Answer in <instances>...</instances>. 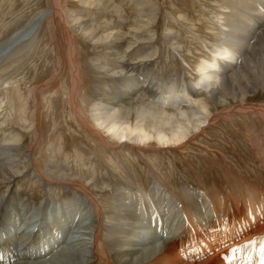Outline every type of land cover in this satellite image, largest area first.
Segmentation results:
<instances>
[{"label":"bare ground","instance_id":"bare-ground-1","mask_svg":"<svg viewBox=\"0 0 264 264\" xmlns=\"http://www.w3.org/2000/svg\"><path fill=\"white\" fill-rule=\"evenodd\" d=\"M52 1L51 8L35 14L23 28L1 42L0 65L12 58L8 55L12 50L28 44L34 47L44 23L49 24L54 35H57L61 24L69 33L71 51L67 58H63V69L56 79L74 70L75 81L69 96L74 110L81 92L76 60V29L89 35L96 44L108 45L106 55L109 60L97 59L94 66L104 76L120 77L119 82L123 81L120 97H114L116 101H108L109 96L105 94L103 100H96L90 110L92 129L95 128L94 132L107 148L129 144L147 152L165 149L180 151L190 144L197 145L196 140L217 118L230 114L227 109L233 106L232 100L243 98L246 101L249 95L260 89L264 91V32L255 38L256 43L250 44L254 31L264 25V0L232 1L225 7L226 11H220L222 17L212 15L216 19L213 24L216 29L211 42L215 45L209 49L211 54L204 55L196 65L195 73L199 80L185 83L186 88L181 91H176L173 86L174 89L169 88L167 95L163 86L156 90L149 86L152 80L150 74H136L133 67L138 63L128 62L125 55V52L142 44L138 38L137 41L133 39L134 36L144 39L139 34L142 30L132 32V40L128 34L116 33L118 30L109 33L111 29L105 28V31L96 32L92 24H83L77 14L61 13L59 0ZM86 1L81 2L84 5L90 3V6L95 4V7L107 3V9L113 5L109 0ZM145 3L146 0H140V6ZM248 3L251 5L249 13L242 10ZM114 10L118 7L114 6ZM235 10L239 12L237 15ZM82 13L80 15L90 16V13ZM237 16L240 18L236 19ZM146 18L150 23L154 16ZM142 19L139 22L141 27L145 25ZM167 33L166 41L173 42L177 32L169 29ZM125 41H128V50L122 51ZM240 44H245L244 48ZM142 46L146 56L154 51L148 47L153 46V42ZM149 61L143 60L140 64L147 68ZM232 62L236 63L234 67ZM255 74L258 76L254 77ZM149 90L156 91L155 96H150L151 99L142 102L139 108L135 107L130 99L138 92ZM203 91H206L203 96L195 95ZM35 130L41 135V126L37 123ZM17 135L13 132L7 134L8 143L5 148H0V184L3 189H9V184L21 178L20 164L27 157L40 180L49 186L64 183L66 188L74 187L73 195L83 194L85 198L80 195L54 203L45 194L44 203L38 204L25 193L10 191L9 196L0 195V264H258L264 245V193L257 196V190L246 188L248 193L243 194L240 187L229 204L224 196L214 197L207 191L205 198L197 190L198 194L184 192L181 198L173 187L164 183L157 171L151 170L153 183L150 191L139 196L115 184L116 178L126 176L116 162L109 164L108 171L94 165L91 180L77 183L75 179L86 159L85 155L74 153V175L72 166L68 165L69 152L64 154L66 163L58 165L53 159L42 167L34 158L33 146L27 156L14 152L21 142ZM111 141H116L118 145L110 144ZM87 184L92 185V189ZM110 187L113 194L108 189ZM90 192L100 193V196L94 198ZM207 206L212 207V216L206 217ZM155 215L157 217L153 221ZM178 216L181 218L177 220ZM225 224L230 228L224 229ZM149 232L153 235L148 236ZM166 234L173 235L165 237L163 246L151 247L159 235L164 238ZM145 247H150L149 252L145 253Z\"/></svg>","mask_w":264,"mask_h":264},{"label":"rangeland","instance_id":"rangeland-1","mask_svg":"<svg viewBox=\"0 0 264 264\" xmlns=\"http://www.w3.org/2000/svg\"><path fill=\"white\" fill-rule=\"evenodd\" d=\"M81 1L59 0L61 13H74V16L77 14L83 24H92L96 32L105 31L107 28L111 29L109 33L118 30L116 33L130 35V40H132V32L138 33L136 32L138 29L142 30L139 34L143 35L144 39L133 37L135 41L139 39L142 44L127 51L128 41H125L122 51H127L125 55L128 62L138 63L133 67L136 74L143 76L150 74L152 80L149 86L153 90L161 89L160 85L163 86L166 95L169 88L181 91L186 88L185 83L199 80V76L195 73L196 65L204 55L211 54L209 49L215 45V42H211L216 29L213 25L216 19L212 18V15L222 17V14L219 15L220 11H226L225 7L232 1L237 3V0H146L144 6H140V0H109L113 5L107 9V3L95 7L94 3L90 6V3L84 5ZM53 2L52 0H0V44L23 28L35 14L51 8ZM114 6H117L119 11L114 10ZM244 9L248 13L251 12L250 3L244 5L242 10ZM81 12L90 13V16L80 15ZM238 13V10H235V14ZM149 15L154 16L150 23L146 18ZM97 16L100 20L96 19ZM237 18L239 19L240 16ZM141 19L145 22L142 27L139 24ZM169 29L177 32V37L171 43L166 41ZM263 32L264 25L254 31L250 37L252 39L250 44L256 43L255 38L261 36ZM152 36L154 38L149 39ZM75 37L81 92L74 110L69 99L75 81L74 70L71 69L56 79L63 69V58H67L71 51L69 33L61 24L57 35H54L49 24L44 23L36 48L29 44L22 45L15 51L12 50L8 54L12 58L0 65V148H5L9 140V136L6 135L13 132L21 138L14 152L27 156L33 146L34 158L42 167H46L53 159L58 165L66 163L64 154L69 152L68 154L71 155L68 158V165L72 166V175L75 174L76 169L74 153L83 154L86 159L83 160L81 170L75 179L77 183L91 180V169L94 165L98 169L108 171L109 164L116 162L121 165L122 170L124 169L126 176L123 179L116 178L115 184L126 187L139 196H144L145 192L150 191L153 183L151 170L157 171L164 183L173 187L181 198L184 192L188 195L193 192L198 194L196 190L200 191L202 198H205L204 194L207 191L214 197L224 196L229 204L232 195L241 189L240 187L243 188V194L248 193L246 188L257 190V196L264 193L263 90L260 89L255 94L249 95L246 101L243 98L232 100L233 106L227 109L230 114L217 118L219 120L216 119V122L205 131L206 133L196 140L197 145L190 144L180 151L169 149V152L165 149L147 152L129 144L119 147L116 141H111L110 144L117 148L110 149L94 132L95 128L92 129L90 110L94 102L102 99L105 94L109 96L108 101L115 100L114 97L119 98L123 81L119 82L120 77L100 74L94 66L97 59L109 60L106 55L108 45L96 44L89 35L79 32L78 29ZM152 42L153 46L148 47L154 51L150 56H146V50L142 45H149ZM244 45L239 46L244 48ZM143 60H150L147 68L140 64ZM234 63L232 62L233 67L236 65ZM262 77L264 81V75ZM153 90L138 92L130 101L139 108L142 102H148L155 96L156 91L151 92ZM205 92H197L195 95L203 96ZM143 95H145L144 99ZM36 123L41 126V135L35 130ZM102 133L107 136L105 132ZM156 147L155 144L154 148ZM20 166L22 168L20 173H23L21 178L9 184V189H3L0 184V195L9 196L10 191L25 193L38 204L44 203L45 194L54 203L72 200L81 195L75 197L73 195L75 188H66L64 183L49 186L45 181L40 180L37 173L33 172L34 166L27 157ZM87 187L92 189V185L87 184ZM108 189L113 194L111 187ZM90 193L94 198L100 196V193ZM81 197L85 198L83 194ZM146 197L150 198V195ZM208 206L206 217L213 214L212 207ZM109 215L110 213L107 216ZM179 218L181 217L178 216L177 220ZM224 227V229L230 228L226 224ZM151 235L153 233L149 232L148 236ZM172 235L166 234L164 238L159 235L158 240L151 247L163 246L165 239ZM145 248V253L149 252L150 247Z\"/></svg>","mask_w":264,"mask_h":264}]
</instances>
